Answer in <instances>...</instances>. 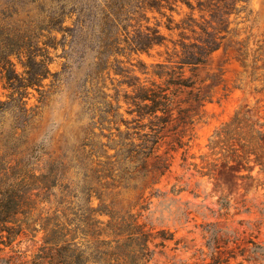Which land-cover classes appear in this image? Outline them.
I'll list each match as a JSON object with an SVG mask.
<instances>
[{"label":"trees","instance_id":"1","mask_svg":"<svg viewBox=\"0 0 264 264\" xmlns=\"http://www.w3.org/2000/svg\"><path fill=\"white\" fill-rule=\"evenodd\" d=\"M24 1L40 9L39 23L32 27L31 14L22 18L16 9L11 16L3 14L7 20L12 19V25L0 24V42L5 43V47L0 46V75L13 91L12 96L18 95V98L11 102L0 99V118L12 112L26 120L34 112L25 101L28 91L42 92L44 81L52 76L49 51L57 46L53 35L69 36L71 29L65 26L66 20L76 14L73 10L66 12L64 0ZM48 1L57 6L49 14L45 7ZM108 1L103 9V33L107 39L104 52L122 51L123 44L136 55H150L155 49L165 48L166 61L151 66L152 71L146 73L151 77L148 84H128L134 91L133 95L124 96V102L132 120L120 115V100L117 108L108 104L100 110V121L117 132L121 149L114 156L105 152L101 158L106 162H101L99 168H94L95 154L86 153L89 146L86 144L72 157L68 153L50 152L38 139L22 144V138L16 134L12 143L0 145V264L21 260L26 261L20 264H151L155 255L151 245L156 237L142 221V214L135 213L140 199L128 209L120 205L123 190L129 189L130 182L124 178L122 191H116L113 184H107L111 187L110 193L101 191V187L106 180L115 182L123 172L136 171L132 189L141 191L142 199L144 191L158 185L169 172L171 164L158 155V146L166 134L175 132L179 125L191 119L190 109L182 108L183 104L201 101L195 92L196 82L186 77V71L195 76L200 68L206 67L229 35L230 18L237 6L250 0ZM183 7L191 13L177 22L174 15L181 16ZM148 13L157 14L166 22L151 28ZM196 14L200 15L199 19ZM17 22L25 27L16 26ZM134 22L136 26H132ZM143 22L147 25L143 26ZM162 27L170 36L164 35ZM45 32L48 36H43ZM175 35L178 40L173 39ZM12 59L20 61L23 75L17 73ZM182 95H187V100L181 101ZM2 126L0 119L1 129ZM121 126H125L126 132H122ZM0 137L3 142L8 141L3 130ZM183 146L179 143L180 149ZM208 149L209 157L215 161L198 171L202 177L214 179L226 171L233 178L251 180L257 168L258 175L264 174V116H254L247 107L240 109L214 132ZM153 157L156 162L149 171L147 163ZM183 161L187 162V158ZM74 165L82 166L83 171L84 188L79 194L74 190L78 186L72 176L76 170ZM190 166L198 168L196 164ZM80 196L84 201H80ZM95 200L100 203L97 208L93 204ZM147 209L141 207L140 211ZM221 233L204 229L208 253L201 251L204 257L193 264L263 262L264 248L251 241L247 243L251 246L225 249L236 242L224 239ZM159 236L165 242L174 240L169 233L160 232ZM20 238L25 242L20 241L13 247ZM23 243L31 247L22 251L19 248ZM7 249L12 256L6 253Z\"/></svg>","mask_w":264,"mask_h":264},{"label":"rangeland","instance_id":"2","mask_svg":"<svg viewBox=\"0 0 264 264\" xmlns=\"http://www.w3.org/2000/svg\"><path fill=\"white\" fill-rule=\"evenodd\" d=\"M64 1L67 3L66 12L73 10L76 14L66 20L65 26L71 29L69 36L53 35L57 38V46L49 51L52 76L44 81L42 92L28 91L29 97L25 101L28 109L34 110L28 119L12 112L1 116L3 128H0V133L3 130L8 141L3 142L0 137V145L12 143L16 134L17 138H22V144L38 139L48 146L50 152L56 155L68 153L72 157L86 144L89 145L86 153L93 151L95 154L92 158L94 168H99L101 162H106L101 158L105 152L114 156L121 149L117 132L100 121V110L106 109L108 104L115 109L120 100V115L132 120L124 102V96L133 95L134 91L128 84H148L151 77L146 73L152 71V65L166 61V50L158 48L150 55H136L123 44L120 47L122 51L113 50V54H106L103 9L110 2ZM45 7L48 14L57 9L56 4L50 1L45 3ZM15 9L20 11L22 18L31 14L32 27L39 23L40 9L37 6L24 0H0L1 25H12V19L7 20L3 14L11 16ZM180 13L181 16L174 15L177 22L191 12L183 7ZM195 16L197 19L200 17L199 14ZM147 17L151 28L166 22L157 14L148 13ZM230 22L229 35L206 67L200 68L195 76L186 71V77H192L196 82L198 89L195 92L199 93L201 101L183 104L182 108L190 109L191 119L187 124L179 125L175 132L166 134L158 146V155L171 164L169 172L158 185L144 191L142 199V192L132 189L138 175L136 171L123 172L115 182L106 180L101 187V191L110 193L111 187L108 188L107 184H113L116 191H122L124 178L130 182L129 189L123 190L120 205L128 209L140 199L135 213L142 214V221L156 237L151 245L155 252L151 264H193L202 259L201 251L208 253L203 240L204 229L221 231L224 239L236 242V245L230 243L225 249L251 246L247 244L251 241L264 248V174L258 175L257 168L255 178L249 180L233 178L226 171L218 173L214 179L198 173L207 163L215 161L209 157L208 149L214 132L230 121L237 111L247 107L254 116H264V0H250L247 4L238 5ZM15 25L25 27L19 22ZM146 25L143 22V26ZM163 27L164 35L170 36ZM114 34L117 36L115 31ZM43 36H48V33H43ZM173 39L178 40L177 35ZM0 46L5 47V43L0 42ZM12 62L17 73L23 75L20 61L12 59ZM12 95L13 91L7 88L0 75V99L11 102V99L18 98V95ZM187 98V95H182L180 100ZM121 129L126 132L125 126ZM179 143L184 145L183 149L179 148ZM184 158L187 162L183 161ZM155 162L154 157L150 158L147 170L151 171ZM190 164H196L198 168ZM81 168L76 166L72 172L78 185L74 186L76 194L84 188ZM80 201H84L83 196H80ZM93 204L95 208L100 205L97 200ZM141 207L148 209L141 212ZM160 232L172 234L174 240L165 242L159 236ZM20 241L25 242V239L20 238L13 247ZM28 247L31 244L23 243L19 249L26 251ZM6 253L12 256L10 249ZM260 264H264V260Z\"/></svg>","mask_w":264,"mask_h":264}]
</instances>
